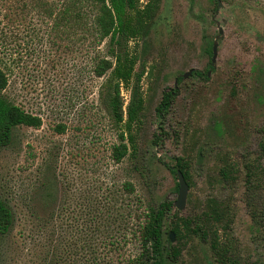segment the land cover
<instances>
[{
    "label": "rangeland",
    "instance_id": "374dc122",
    "mask_svg": "<svg viewBox=\"0 0 264 264\" xmlns=\"http://www.w3.org/2000/svg\"><path fill=\"white\" fill-rule=\"evenodd\" d=\"M222 1L218 10L215 0H160L137 40L145 98L138 158L116 162L118 134L101 95L106 77L93 71L92 39L80 42L78 29L57 23L62 0H0L5 94L43 119L39 128L16 127L0 151V198L14 213L11 230L0 236V264H73L87 234L107 251L111 235L122 233L115 209L127 201L135 208L172 201L165 244L177 245L176 237L167 241L179 210V178L171 169L177 157L189 162L192 176L181 215L201 212L210 198L230 205L232 253L244 264H264V229L251 218L246 184V164L258 157L263 138L264 0ZM175 85L177 98L159 114L164 90ZM123 95L127 104L131 91ZM227 163L236 164V182L221 175ZM259 191L264 202V182ZM182 245V256L168 264H221L198 235Z\"/></svg>",
    "mask_w": 264,
    "mask_h": 264
},
{
    "label": "trees",
    "instance_id": "16d2710c",
    "mask_svg": "<svg viewBox=\"0 0 264 264\" xmlns=\"http://www.w3.org/2000/svg\"><path fill=\"white\" fill-rule=\"evenodd\" d=\"M159 2L148 0L141 6L140 0H62L58 12V24L78 29L80 42L92 39L91 44L95 45L93 71L98 77H106L101 85V95L118 134L119 141L113 145L112 151L116 162L123 161L125 157L138 158V134L143 124L145 98L140 86L144 70L137 72V40L155 16ZM105 41H108L107 51L103 53L100 46ZM131 41H135V44H131ZM198 73L202 74L200 71ZM135 77L137 81L133 86ZM9 82L7 71L0 66V151L11 144L16 127L24 125L39 128L43 124L41 116L27 111L7 97L5 91ZM123 90L131 91L127 104ZM178 94L179 87L176 85L164 90L157 107L159 114L171 107ZM57 129L63 132L65 126L59 124ZM262 132L258 157L246 164V184L251 218L264 229V202H260L263 196L259 191L264 182V127ZM171 169L176 174L178 169L182 170L190 184L192 176L189 162L184 157H177V170ZM236 173L238 171L234 163H227L221 168L223 179L229 183L238 180L239 175ZM126 187L129 192L133 190L130 183H126ZM173 207L172 201H163L159 205L147 204L135 208L134 204L127 201L122 211L115 209L122 218L121 235L112 234L105 244L109 245L105 251L101 248L104 243H100L98 236L87 234L80 247L78 260L73 264H168L182 256V242L187 235H198L208 241L219 263L244 264L231 251L228 233L233 223V212L230 205L218 198H210L201 212L182 216L176 210L171 232H174L178 244L166 247L165 221ZM97 210L102 212L99 207ZM13 223L12 208L0 198V236L10 231ZM100 224H97L95 232H101ZM167 241H172L170 235ZM50 264H56V261L51 260Z\"/></svg>",
    "mask_w": 264,
    "mask_h": 264
},
{
    "label": "water",
    "instance_id": "95a60500",
    "mask_svg": "<svg viewBox=\"0 0 264 264\" xmlns=\"http://www.w3.org/2000/svg\"><path fill=\"white\" fill-rule=\"evenodd\" d=\"M218 6L221 7L222 6V1L218 0ZM220 32L222 33L223 30L221 29ZM213 59L212 61L215 62L217 60V55H218V43H215L214 48H213ZM190 73V72H189ZM189 73L185 74V77H187L189 75ZM177 175L179 178V193H178V198L175 202V205L177 206V208L179 210H184L187 206V198H188V192L190 189V185L188 183V181L186 180V177L183 173L182 170L178 169L177 170ZM170 238L172 241L175 240V234L174 232L170 233Z\"/></svg>",
    "mask_w": 264,
    "mask_h": 264
},
{
    "label": "flooded vegetation",
    "instance_id": "af4514ba",
    "mask_svg": "<svg viewBox=\"0 0 264 264\" xmlns=\"http://www.w3.org/2000/svg\"><path fill=\"white\" fill-rule=\"evenodd\" d=\"M215 1H216V7H217L218 10H219L220 8L223 7V1H222V0H221V1H222V6H221V7L218 6V0H215ZM221 29H222V28H221ZM221 29H220V30H221ZM220 30H219V32H220ZM222 30H223V29H222ZM222 33H223V32H222ZM222 33L220 32V34H222ZM215 43H217V42H215ZM215 43L213 44V48H214ZM218 46H219V44H218ZM212 50H213V49H212ZM213 53H214V51H213ZM212 59H213V54H212V58H211V60H210V65H211V66H213V64L216 62V61L213 62ZM198 71H200V70H197L196 73L199 74V75L206 74V73L203 72V71H200V72H202V74H201V73H198ZM189 72L192 73V70H190ZM189 72H187V73H189ZM190 73H189V75H190ZM185 74H186V73H185ZM185 74H184V77H185ZM207 74H208V71H207ZM207 74H206V75H207ZM187 77H188V76H187ZM185 78H186V77H185ZM180 79H181V78H179V80H180ZM176 86H177V85H176Z\"/></svg>",
    "mask_w": 264,
    "mask_h": 264
}]
</instances>
